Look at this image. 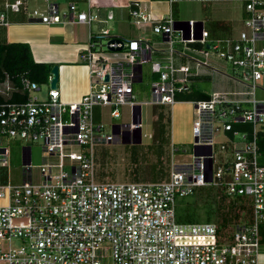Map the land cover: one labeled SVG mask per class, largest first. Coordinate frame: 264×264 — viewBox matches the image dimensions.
Returning <instances> with one entry per match:
<instances>
[{
    "label": "built area",
    "instance_id": "built-area-1",
    "mask_svg": "<svg viewBox=\"0 0 264 264\" xmlns=\"http://www.w3.org/2000/svg\"><path fill=\"white\" fill-rule=\"evenodd\" d=\"M32 1L4 0L0 25L10 23L9 12L24 10L32 19L47 23L91 25L100 18L90 0L88 8L75 0L64 6L57 0H44L45 8H31ZM167 1L168 12L161 16L141 0H131L129 8L133 21L141 28L150 24L167 48L155 45L144 32L125 38L111 34L109 27L98 34L90 30V44L79 54V61L89 68L90 89L78 100H63L59 87H50L44 99L33 97L31 91L41 89V84L25 77L22 82L29 98L0 102V134L39 140L44 157L36 175L31 146L25 145L23 180L0 183V264H264L258 230L264 220V149L257 135L264 124V95H256L257 90L264 94V46L260 45L264 41V0H241L248 13L245 28L235 38L222 39H210L201 20L174 19L171 5L178 0ZM107 15L113 18L114 10L108 9ZM177 34L184 42L182 47H175ZM188 43L197 44L192 49L205 58L187 54ZM210 50L225 64L239 67L237 75L245 81L221 71L218 63L211 64ZM148 62L155 76L151 97L137 100L135 82L143 81V66ZM212 73L226 75L232 86L212 89L204 98L177 97L191 89L194 77ZM180 100L191 101L194 107L191 161L174 162L167 180L95 179L94 146L124 141L128 129L133 140L134 129L142 128V119L134 121L136 105L171 106ZM126 103L133 108L132 122L115 123L112 132H106L105 123L96 117V107L110 105L111 114L117 117L121 115L119 105ZM216 133L224 136L220 148L229 151L217 164ZM10 153L9 145L0 144V165H8ZM207 184L252 198L253 221L237 224L230 242H219L215 222L175 219L176 196ZM14 239L21 242L14 246Z\"/></svg>",
    "mask_w": 264,
    "mask_h": 264
},
{
    "label": "rangeland",
    "instance_id": "rangeland-1",
    "mask_svg": "<svg viewBox=\"0 0 264 264\" xmlns=\"http://www.w3.org/2000/svg\"><path fill=\"white\" fill-rule=\"evenodd\" d=\"M4 0H0V4ZM64 6L70 0H57ZM84 7L86 2L76 0ZM116 17L105 27H109L111 34H119L125 38L139 36V25L133 23L131 17H127V9L118 0ZM30 7L45 8L44 0H34ZM87 7V6H86ZM27 17L30 18L28 10ZM115 12V10H114ZM168 12V11H167ZM13 13V12H12ZM171 14L176 20H201L204 27L209 31L210 39L235 38L240 30L245 28L244 20L248 13L244 9L241 0H178L171 5ZM131 20H130V19ZM111 19V18H110ZM144 31L151 41L160 48H167V44L162 41L161 35L154 34L150 24H143ZM176 33V32H175ZM159 34V33H158ZM179 35L175 36V47H182L184 42L179 40ZM106 40V37H104ZM190 49L185 52L195 55L201 59L205 55L197 50H193L195 43H188ZM264 46V41L260 42ZM103 49H106L104 46ZM197 49V48H196ZM167 54V52H164ZM212 63H218L221 71L237 76L243 81L244 76H238L239 67H234L230 63L225 64L224 59L216 56L210 50L207 57ZM143 81L135 82L137 100L149 99L151 97V84L154 79V72L150 63H145ZM235 69V70H234ZM219 73L218 78H221ZM226 76V75H224ZM206 89H212L211 83L204 82ZM50 83H41V89L31 91L33 97L44 99ZM256 95H264L260 90ZM251 107V104H245ZM99 108L101 120L105 123V131L112 132L113 124L132 122L133 108L129 103L120 104V116L111 114L112 106L102 105ZM174 111V125L176 130L172 131L171 119ZM194 116V107L191 101H184L174 105L173 109L169 104H142V132L141 142L112 141L108 143H97L94 146L95 156V179L102 182H150L167 180L170 176L172 164L184 163L192 160V131L191 124ZM152 133V136L149 134ZM146 134V135H145ZM215 144L213 146L215 163H220L229 156V151L222 150L220 143L224 141L222 133L215 134ZM172 143L177 149H173ZM0 144L10 146L11 153L8 165H0V183L23 180V147L31 146L33 172L38 175L40 164L44 162L43 148L39 140L28 141L21 137H10L0 134ZM77 149V147H75ZM53 158V157H52ZM175 219L180 222H204L212 221L217 225L218 239L220 243L230 242L237 224L249 225L253 221V201L248 195L229 194L222 185L207 184L194 187L192 193L175 198ZM260 237V260L264 261V220L259 222ZM21 241L14 239L12 244L18 245Z\"/></svg>",
    "mask_w": 264,
    "mask_h": 264
},
{
    "label": "crops",
    "instance_id": "crops-1",
    "mask_svg": "<svg viewBox=\"0 0 264 264\" xmlns=\"http://www.w3.org/2000/svg\"><path fill=\"white\" fill-rule=\"evenodd\" d=\"M82 1L86 2L87 7L85 6V8H88V1ZM141 1L156 16L166 14L169 9L167 0ZM119 2H121L123 7H126V16L131 17L129 14L131 0H119ZM90 3L92 5V10L98 12L100 15V18L94 20L91 25L86 22H42L32 19L31 16L28 18L26 10L13 13L9 12L8 16L10 23L7 25H0V41L29 42L36 60L59 64L60 77L58 87L61 91L62 99L66 101L78 100L82 94L90 89L89 68L79 61V54L90 44V30L98 34L108 21L116 17L117 6L120 4L118 0H90ZM81 6L84 7L83 5ZM110 8L115 10L114 17L111 19L107 18V11ZM133 23L135 22L133 21ZM137 28H140L139 36L142 35L143 32L144 34H148V30L144 31V27ZM217 75L219 76V73L196 76L191 81V88L195 90L202 89L209 93L212 89H222L232 86V81L229 77L221 74V78H218ZM204 82L211 83L213 85L212 89H206ZM184 101L188 100L177 101L171 105L172 109L174 105ZM98 107L99 106L95 109L97 118L100 117L101 112H99ZM174 121L173 111L171 129L172 131H178L176 130L177 125H174ZM173 145L174 143H172V146Z\"/></svg>",
    "mask_w": 264,
    "mask_h": 264
},
{
    "label": "trees",
    "instance_id": "trees-1",
    "mask_svg": "<svg viewBox=\"0 0 264 264\" xmlns=\"http://www.w3.org/2000/svg\"><path fill=\"white\" fill-rule=\"evenodd\" d=\"M55 62L38 61L32 47L26 41H0V102L25 101L29 91L24 88L22 79L29 77L41 83H50V75ZM7 82L11 88L7 89ZM208 93L202 89H190L177 94L182 99L204 98ZM258 143L264 149V124L258 131Z\"/></svg>",
    "mask_w": 264,
    "mask_h": 264
},
{
    "label": "water",
    "instance_id": "water-1",
    "mask_svg": "<svg viewBox=\"0 0 264 264\" xmlns=\"http://www.w3.org/2000/svg\"><path fill=\"white\" fill-rule=\"evenodd\" d=\"M115 39H111L110 41H114ZM208 46V44H207ZM111 49H121L122 46H110ZM52 79H51V82H50V85L51 87H58V82H59V77H60V66L59 64H55L52 68ZM106 78H108V75L106 76ZM135 115H134V121L136 122H140L141 119H142V106L140 104L136 105L135 108ZM136 131L135 133V137L131 138L130 134L131 133V129H128L127 130V133H128V136L127 138L124 139V142H141L142 141V128L141 127H138L136 129H134ZM114 131L117 132L119 131V124H116L114 126Z\"/></svg>",
    "mask_w": 264,
    "mask_h": 264
},
{
    "label": "flooded vegetation",
    "instance_id": "flooded-vegetation-1",
    "mask_svg": "<svg viewBox=\"0 0 264 264\" xmlns=\"http://www.w3.org/2000/svg\"><path fill=\"white\" fill-rule=\"evenodd\" d=\"M130 134V133H129Z\"/></svg>",
    "mask_w": 264,
    "mask_h": 264
}]
</instances>
